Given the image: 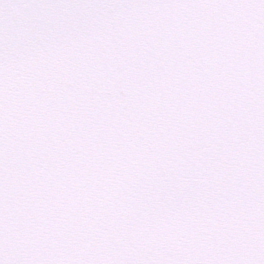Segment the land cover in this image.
I'll return each instance as SVG.
<instances>
[{"label": "snow or ice", "instance_id": "6c2138e0", "mask_svg": "<svg viewBox=\"0 0 264 264\" xmlns=\"http://www.w3.org/2000/svg\"><path fill=\"white\" fill-rule=\"evenodd\" d=\"M0 264H264V0H0Z\"/></svg>", "mask_w": 264, "mask_h": 264}]
</instances>
